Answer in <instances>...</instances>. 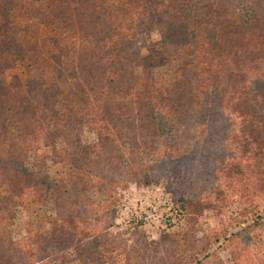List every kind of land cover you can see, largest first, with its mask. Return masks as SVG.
<instances>
[{"label": "trees", "instance_id": "16d2710c", "mask_svg": "<svg viewBox=\"0 0 264 264\" xmlns=\"http://www.w3.org/2000/svg\"><path fill=\"white\" fill-rule=\"evenodd\" d=\"M152 30L144 52L134 34ZM38 142L49 156L27 162ZM157 178L176 186L177 225L129 245L111 234L121 191ZM207 212L221 228L200 226ZM222 251L264 264V0H0V264H227Z\"/></svg>", "mask_w": 264, "mask_h": 264}, {"label": "rangeland", "instance_id": "374dc122", "mask_svg": "<svg viewBox=\"0 0 264 264\" xmlns=\"http://www.w3.org/2000/svg\"><path fill=\"white\" fill-rule=\"evenodd\" d=\"M53 33L50 28H46L42 34L40 43L45 47L46 52L49 54L55 50L54 42L52 40ZM134 40L143 49L144 52H149L154 43L159 40V34L156 30L149 32H136L134 34ZM25 70V64L23 61L15 62L14 66L6 73L3 82H10L15 75L22 76ZM82 139L85 142H93L96 140V134L92 127L89 125H83L78 128ZM62 145V141H58V146ZM49 150L43 147L41 142L35 145L29 146V159L27 162H31V159L36 155L49 156ZM47 165L48 175L50 177L56 176L58 168L52 163L50 159L45 160ZM167 177H162L165 181ZM158 179V178H157ZM158 179L159 183L149 186L129 184L125 189L121 191V197L116 204V225L112 229L111 234L124 231V236L127 237L129 245H133L134 242L142 238L145 232L148 239L158 238L162 230L166 228V225H177L179 219V212L174 206V199L176 198V186L164 187V181ZM163 184H162V183ZM166 188V189H165ZM223 189L228 193L231 190V184L225 183ZM100 199V194H95ZM33 209H30L29 200L25 198L23 205L21 206V213L12 226L13 237L17 241H24L28 236L29 231L32 229L30 224L34 222ZM51 212V210H47ZM221 219L216 218L211 213H205V216L200 220V226L204 229L222 227ZM135 227L137 228L136 231ZM139 232V233H138ZM221 258L227 263L232 264L228 251H222L220 253Z\"/></svg>", "mask_w": 264, "mask_h": 264}]
</instances>
